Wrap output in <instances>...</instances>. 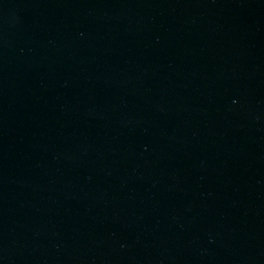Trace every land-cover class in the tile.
Returning <instances> with one entry per match:
<instances>
[{
  "label": "water",
  "instance_id": "95a60500",
  "mask_svg": "<svg viewBox=\"0 0 264 264\" xmlns=\"http://www.w3.org/2000/svg\"><path fill=\"white\" fill-rule=\"evenodd\" d=\"M0 264H264V0H0Z\"/></svg>",
  "mask_w": 264,
  "mask_h": 264
}]
</instances>
